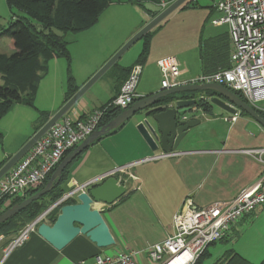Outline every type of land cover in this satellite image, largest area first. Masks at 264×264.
Masks as SVG:
<instances>
[{
    "label": "crops",
    "instance_id": "0c3cea01",
    "mask_svg": "<svg viewBox=\"0 0 264 264\" xmlns=\"http://www.w3.org/2000/svg\"><path fill=\"white\" fill-rule=\"evenodd\" d=\"M217 1L201 5L198 0H189L187 5L184 4L185 7L179 8L151 31L147 60L140 65L142 73L136 89L139 96L137 101L162 89L163 78L158 67V61L161 59L167 58L176 63L179 68L177 78L179 82L204 74L201 44L205 41L222 39V37L228 39L229 35L227 26L212 23V20L220 16L215 9ZM111 6L116 8L109 12L108 9L105 10L104 14L108 12L109 19L106 18L103 25L101 20L99 26H102L95 32L93 39L87 45L80 44L87 51L89 71L85 82H88L131 37L153 18L146 10L130 3L112 4L109 7ZM154 6L155 10H149L156 12L160 9L159 6ZM112 17L114 19H110ZM79 41L80 39L77 40L76 45ZM223 41L217 42L216 46H226L225 40ZM111 42L117 43L116 51H111L109 55L92 66L93 62L98 60L104 46ZM229 47L231 49V45ZM144 48L143 42L142 49H139V54L132 63L125 65L117 63V68L105 89L108 92L107 99L102 95L92 94L87 99L82 98L72 110H75L76 114L90 115L107 106L120 92L123 83L118 69H132L138 65L136 62ZM71 52L73 53V48ZM46 79L51 86V102L46 105L49 107H36L44 108L46 113L53 116L66 100L67 72L66 64L62 62V59H53L49 62V72L42 83ZM77 85L79 86V83ZM213 95L216 94L196 93L194 97V93L186 92L177 95L176 99L203 98L198 110L187 114L186 117L202 119L206 114V120L193 129L180 144L177 150L178 155L133 167L131 174L134 180L124 174L116 175L126 186L127 194L113 205H96V208L101 210L116 242L109 250L111 254L132 252L137 264H156L146 250L150 245L161 243L173 234V218L187 199H191L192 203L199 208L217 202L231 201L244 189L255 184L264 174V164L254 155L246 152L264 148V126L246 115L239 116L234 123L225 121L224 118L230 114L208 101ZM203 105L208 106L210 110L206 111ZM28 109L33 108L24 105L14 106L10 112L11 122L15 120L17 114H22L20 123H30L32 114ZM141 120L139 116L134 117L117 130L91 144L69 165L68 184L70 182L78 185L85 184L113 172L118 167L154 155L136 129ZM34 123L35 121L31 123L34 131L26 141L16 147L15 153L36 132ZM160 153L161 151L157 152V154ZM68 184L65 185V191L69 190ZM234 230H236L235 225L230 233ZM14 236L15 234L11 233L0 237V264H79L82 262L90 264L95 255L104 253L83 235L78 236L63 250H57L38 232L32 234L23 246L7 253V246ZM228 236L222 241L227 240ZM223 249L226 250V248ZM247 253L239 251V255L245 260L258 262L253 261ZM224 256L225 253L222 259Z\"/></svg>",
    "mask_w": 264,
    "mask_h": 264
},
{
    "label": "built area",
    "instance_id": "2783aa9c",
    "mask_svg": "<svg viewBox=\"0 0 264 264\" xmlns=\"http://www.w3.org/2000/svg\"><path fill=\"white\" fill-rule=\"evenodd\" d=\"M162 6L165 9L168 5L162 3ZM215 9L220 16L212 20V23L228 27L231 45L230 68L179 82L177 81L178 66L170 59L164 58L158 61L163 78L162 89L184 85L218 84L238 94L256 111L264 112V0H218ZM141 73L142 66H134L121 86L120 92L108 106L90 115L76 114L72 109L67 112L0 179V200L5 197L10 198V201L17 198L26 200L32 196L57 169L63 158L71 153L70 151H74L100 129L101 120L107 110L130 108L139 99L136 89ZM237 116L238 114L233 120H236ZM257 152L260 161L264 163L262 158L264 149ZM178 154V151L169 154L154 153L152 156L118 167L113 172L85 184L70 182L69 190L17 233L8 244L6 252L10 253L23 246L32 234L38 232V227L42 223L52 225V214L56 210L60 211L64 205L77 203L79 195L91 186L99 184L112 175L124 174L134 180L131 174L133 167ZM119 181L122 182L120 179ZM257 209L264 212V174L255 184L244 189L231 201L217 202L199 208L191 199H187L173 218V234L161 243L150 245L146 251L156 264H172L179 260L180 264H195L210 245L224 240L241 218L251 215ZM90 264H137V262L134 253L118 252L99 253L94 256Z\"/></svg>",
    "mask_w": 264,
    "mask_h": 264
},
{
    "label": "water",
    "instance_id": "95a60500",
    "mask_svg": "<svg viewBox=\"0 0 264 264\" xmlns=\"http://www.w3.org/2000/svg\"><path fill=\"white\" fill-rule=\"evenodd\" d=\"M189 0H174L165 9L153 17L140 31L128 40L88 82L68 99L48 121L34 133L28 142L0 168V179L15 166L67 112L78 104L91 87L101 79L129 49L141 41L147 34L181 8ZM208 93L213 95L208 101L225 112L235 114L241 110L264 126V118L238 94L218 84L184 85L171 89H161L151 96L135 102L107 125L94 132L88 139L68 154L57 167L48 184L20 204H16L0 215V224L18 215L31 203L47 195L62 179L64 170L95 141L117 130L132 118L139 116L142 120L136 129L153 153H173L189 136L190 132L202 125L201 119L187 118V114L198 110L203 98H178L182 93ZM195 109V110H194ZM127 194V188L116 176H109L97 185L91 186L78 197V202L60 208L59 214L52 225L42 223L38 234L57 250H63L78 236H86L100 249L115 245L114 237L100 210L93 204L113 205Z\"/></svg>",
    "mask_w": 264,
    "mask_h": 264
},
{
    "label": "trees",
    "instance_id": "16d2710c",
    "mask_svg": "<svg viewBox=\"0 0 264 264\" xmlns=\"http://www.w3.org/2000/svg\"><path fill=\"white\" fill-rule=\"evenodd\" d=\"M11 11L15 9L24 16L12 12V21L7 28L0 25V37H7L11 40V47L14 52L10 55L0 53V77L3 84L0 86V122L4 116L11 111L15 105H25L35 108V101L41 81L48 75L49 62L53 59H65L70 65L72 62L69 50L70 43L64 35L69 32L80 34L97 24L98 18L112 4L130 3L136 5L150 15L155 17L163 10L161 3L170 4L174 0H6ZM149 2L160 7L156 12L147 10L144 3ZM187 5V3L185 4ZM183 5L182 7H185ZM39 23V27L34 22ZM152 32L147 34L142 41L145 48L139 55L136 62L143 65L149 52V39ZM226 46L217 47L216 43L224 42ZM222 37L218 40L205 41L201 44V58L203 61L204 74H210L219 70L230 68V41ZM117 64L113 67L116 69ZM120 70V71H119ZM123 83L128 78L131 68L118 69ZM122 83V85H123ZM121 85V86H122ZM79 86L69 72L67 79L66 100L70 99L78 90ZM213 93V92H210ZM214 94V93H213ZM242 98V97H241ZM141 99V98H140ZM244 100V99H243ZM245 101V100H244ZM111 102V101H110ZM109 102V103H110ZM108 103V104H109ZM108 106V105H107ZM206 111L210 108L203 105ZM106 107V106H105ZM104 108V107H103ZM123 110L110 108L103 116L100 128L115 119ZM264 118V112L257 110ZM247 115L246 113H243ZM41 121L50 118L48 113H40ZM248 116V115H247ZM45 122V123H46ZM44 123V124H45ZM40 122L35 126L39 130ZM42 124V123H41ZM43 124V125H44ZM0 138L2 135L0 134ZM102 138V137H101ZM99 140V139H98ZM73 151V150H72ZM70 151V152H72ZM8 159V158H7ZM1 163L0 168L8 161ZM64 159V158H63ZM63 161V160H62ZM61 161V162H62ZM60 165V164H59ZM69 166L62 174L61 182L55 186L50 193L31 203L26 209L7 222L0 224V236L17 234L24 226L34 220L38 215L48 209L65 190V185L70 181ZM56 170V169H55ZM55 170L47 177L44 184L34 191L42 190L49 182ZM33 193V194H34ZM32 195V194H31ZM5 197L0 200V215L16 204L22 203L25 198L9 200ZM59 214L56 210L52 214L54 222ZM21 223V227H18ZM21 228V229H20ZM215 244V243H214ZM208 251V248L206 249ZM204 254L195 264H202L208 253ZM221 264H252L236 252H227ZM264 264V262H263Z\"/></svg>",
    "mask_w": 264,
    "mask_h": 264
},
{
    "label": "rangeland",
    "instance_id": "374dc122",
    "mask_svg": "<svg viewBox=\"0 0 264 264\" xmlns=\"http://www.w3.org/2000/svg\"><path fill=\"white\" fill-rule=\"evenodd\" d=\"M198 1L201 5H205V4H212L214 1H217V0H198ZM163 3H165V2H163ZM144 6L147 10H149V9L155 10L156 9V7L152 3H149V2L144 3ZM113 8H116V7H114V6L108 7L107 8L108 12L110 10H113ZM12 12L17 13L19 16H24L23 13H19L15 9H13L11 11L6 0H0V25L3 28H7L9 26V24L11 23ZM104 12L101 13V15L99 16L98 22L96 25H94L93 27H91L88 30L81 32L80 34H73L71 32H69L67 34H62L60 32V35H64L65 39L70 43L69 47L71 49L73 48V53L71 52V49H70L71 57H72L71 64L69 65L65 59H62V62H65V64H66L67 79H68L69 72H71L75 81L77 83H79V86L83 85V83H86L85 81L87 79L86 77H87V73L89 71L87 68V66H88L87 65V51L80 44H83V45L86 44L87 45V43L90 42L93 39V37L95 36V32H97V30L99 28H101V26L104 24L105 19L106 18L109 19V17L107 16L108 12H106L105 14H104ZM110 19H114V17H112ZM101 20H103V22H101ZM100 22L102 23V25L99 26V24H101ZM34 23L37 24L39 27L41 26L37 22H34ZM78 39H80V41L77 43L78 45H76V42ZM72 43H75V44H72ZM116 45H117L116 42L107 43L104 46L102 52L100 53L98 60H95L92 64V66L95 65L97 62H100L103 59V57L109 55V53L111 51H116L115 50V49H117ZM142 46H143V41H139L138 43L133 45L129 49V51H127L117 63L118 64H124V65L132 63L133 60L138 56L139 49L140 48L142 49ZM13 52H14V50L11 47V40L7 37H0V53L10 55ZM92 68H90V69H92ZM114 70L115 69L111 68L101 79H99L91 87V89L85 94L84 98L87 99L92 94H98L99 96L102 95L103 97H106V99H107L108 92L105 89L107 88V84H108L109 80L113 76ZM46 80L43 83L41 81L42 85H41V83L39 85V91L37 93V97H36V101H35V108L28 109V110H30V112L32 114V118H31L30 123L29 122L26 124L20 123V121L23 117L22 114H17L15 116V120L13 122H11V118H12L11 117L12 114L10 113L11 111H9L4 116V118L1 120L0 134L2 135V138H0V165L7 158L9 159L12 155H14L13 153H15L16 147L19 146L24 141H26V139H28L27 137H29V135H31L32 131H34V127L31 124L32 121H35V123H34L35 126L38 122H40V124H39L40 127L43 126V124L46 122V120H44V121L40 120L42 118L40 113H42V114L45 113V110H43L44 108H40L41 110L39 108H37V107H49L46 105H49V103L51 102V93H50L51 86H50V82L48 80L47 81ZM2 84H3V82H2L1 77H0V86ZM15 106H17V105H15ZM243 113H245V112H243L241 110H237V112L235 114L229 113L230 115L228 117H225L224 120L227 122H230V123H234L239 118V116L245 115ZM236 114H238V116H237L236 120H233V118ZM206 118H207L206 114H204L201 121H205ZM2 127L4 128V130ZM37 131H38V129H37ZM27 142H25V144ZM20 149L21 148H19V150ZM263 149L264 148L258 149V150L261 151ZM258 150H247L246 152L251 154V155H254L260 161L259 152H257ZM262 158L264 160V156ZM261 163H263V162H261ZM18 227H21V223H19ZM235 227H236V230L232 231V233L229 232L230 235L228 236L227 240L222 241V242L221 241L217 242V243L212 244L208 247V255L203 260L202 264H221L222 260H223L222 256L224 255V253L226 254L227 252H236L239 254V251L248 252L247 254L251 256L253 261H258L257 263L256 262H254V263L250 262V263H252V264H263V262H264V212L261 209H257L251 215H248L244 218H241L238 221V223L235 224ZM110 248H113V247L105 248L102 250L106 254H111V251H109ZM223 248H226V250H224ZM258 256H260V257L257 258Z\"/></svg>",
    "mask_w": 264,
    "mask_h": 264
},
{
    "label": "bare ground",
    "instance_id": "6f19581e",
    "mask_svg": "<svg viewBox=\"0 0 264 264\" xmlns=\"http://www.w3.org/2000/svg\"><path fill=\"white\" fill-rule=\"evenodd\" d=\"M96 205H103V204H93V208L99 210L98 208H96ZM103 206H105V205H103ZM180 263H181V262H180V260H179V261H176V262H174V263H172V264H180Z\"/></svg>",
    "mask_w": 264,
    "mask_h": 264
}]
</instances>
